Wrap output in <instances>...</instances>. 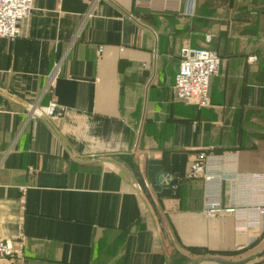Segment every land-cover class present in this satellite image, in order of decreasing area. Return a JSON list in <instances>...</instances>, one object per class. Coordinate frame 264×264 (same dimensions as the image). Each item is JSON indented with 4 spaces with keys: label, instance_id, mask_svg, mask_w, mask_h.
<instances>
[{
    "label": "crops",
    "instance_id": "0c3cea01",
    "mask_svg": "<svg viewBox=\"0 0 264 264\" xmlns=\"http://www.w3.org/2000/svg\"><path fill=\"white\" fill-rule=\"evenodd\" d=\"M31 5L18 36L0 37V239L23 236L22 255L0 264H264V0H194L191 15L184 0ZM203 43L220 65L197 108L171 85L179 48ZM48 99L64 107L58 119L26 118ZM208 148L237 150L235 182L220 188L233 209L216 216L185 178ZM151 158L175 196L139 185Z\"/></svg>",
    "mask_w": 264,
    "mask_h": 264
},
{
    "label": "built area",
    "instance_id": "2783aa9c",
    "mask_svg": "<svg viewBox=\"0 0 264 264\" xmlns=\"http://www.w3.org/2000/svg\"><path fill=\"white\" fill-rule=\"evenodd\" d=\"M194 0H184L183 14L191 15ZM31 0H0V37L13 39L19 34V21L25 19L31 11ZM210 35H205L208 42ZM101 47L99 46L98 49ZM260 56L264 59V39L261 41ZM250 61L256 59V55L247 57ZM62 57L56 58L50 72L47 74L43 92H49L54 79L59 75ZM220 56L218 52L205 45L192 47L184 44L178 51L177 70L173 76L171 90L174 97L197 108L209 105V81L213 75L219 72ZM63 106L52 99L45 104L38 100L25 105L27 119L46 117L58 119L63 111ZM237 150L229 149L214 151L211 148L200 149L195 152L189 161L185 178L199 179L202 184L201 212L205 216H216L233 207H222L220 204V188L224 181L234 183L237 177L236 169ZM261 173H252L251 177L259 178ZM167 183L170 191H176L178 184L167 173ZM137 187L135 181L132 182ZM23 191L24 186H20ZM23 203V199L20 201ZM234 204L232 201L231 205ZM22 206V205H21ZM258 217L257 221L264 227V203L254 207ZM23 236L18 235V240L0 239V260L19 257L22 255Z\"/></svg>",
    "mask_w": 264,
    "mask_h": 264
},
{
    "label": "water",
    "instance_id": "95a60500",
    "mask_svg": "<svg viewBox=\"0 0 264 264\" xmlns=\"http://www.w3.org/2000/svg\"><path fill=\"white\" fill-rule=\"evenodd\" d=\"M161 164L159 159H146L144 162L145 174L137 175L139 185L144 189L150 188L158 197L175 196L176 191H170L166 180L168 171L163 169Z\"/></svg>",
    "mask_w": 264,
    "mask_h": 264
},
{
    "label": "rangeland",
    "instance_id": "374dc122",
    "mask_svg": "<svg viewBox=\"0 0 264 264\" xmlns=\"http://www.w3.org/2000/svg\"><path fill=\"white\" fill-rule=\"evenodd\" d=\"M202 45H205L206 47H209V48H215L212 43H203Z\"/></svg>",
    "mask_w": 264,
    "mask_h": 264
}]
</instances>
